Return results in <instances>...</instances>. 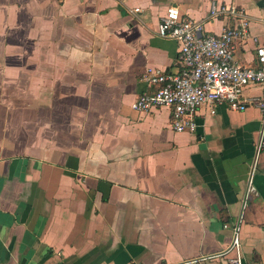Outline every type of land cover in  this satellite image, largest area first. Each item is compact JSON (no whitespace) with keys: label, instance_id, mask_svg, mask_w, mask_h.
I'll use <instances>...</instances> for the list:
<instances>
[{"label":"crops","instance_id":"0c3cea01","mask_svg":"<svg viewBox=\"0 0 264 264\" xmlns=\"http://www.w3.org/2000/svg\"><path fill=\"white\" fill-rule=\"evenodd\" d=\"M172 5L210 34L247 21L234 62L255 64L264 0H0V264H228L191 262L237 226L244 264H264L260 110L203 106L178 133L171 109L133 108L150 72L181 71L158 36Z\"/></svg>","mask_w":264,"mask_h":264},{"label":"built area","instance_id":"2783aa9c","mask_svg":"<svg viewBox=\"0 0 264 264\" xmlns=\"http://www.w3.org/2000/svg\"><path fill=\"white\" fill-rule=\"evenodd\" d=\"M212 19L239 17L236 7L212 4ZM249 24L243 21L227 27L220 34L205 31L204 24L181 14L175 5L169 6L161 17L158 36L179 45L181 71L169 74L150 72L148 83L153 91L142 94L134 103L138 112H150L154 108H169L173 112V128L178 133L197 131L196 112L203 106H211L212 113L218 105L226 104L233 111H245L257 107L262 114V127L258 151L264 148V89L260 97L245 99L244 92L252 85L264 88V43L259 44L254 65L243 66L234 62L237 40L248 33ZM255 189L249 184L244 210L253 199ZM244 213L241 217L243 221ZM228 227L227 225L225 226ZM231 244L223 251L191 262L225 259L228 264H244L240 226L234 230Z\"/></svg>","mask_w":264,"mask_h":264}]
</instances>
